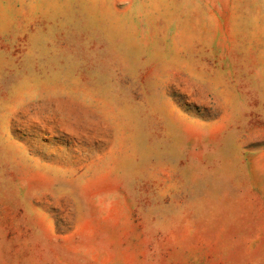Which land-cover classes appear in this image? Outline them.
Here are the masks:
<instances>
[{
  "label": "rangeland",
  "instance_id": "374dc122",
  "mask_svg": "<svg viewBox=\"0 0 264 264\" xmlns=\"http://www.w3.org/2000/svg\"><path fill=\"white\" fill-rule=\"evenodd\" d=\"M0 264H264V0H0Z\"/></svg>",
  "mask_w": 264,
  "mask_h": 264
}]
</instances>
